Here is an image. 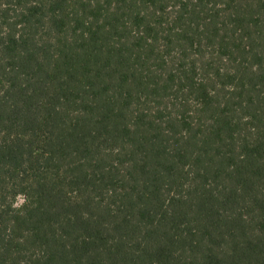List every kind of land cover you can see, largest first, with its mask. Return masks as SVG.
<instances>
[{
	"label": "trees",
	"instance_id": "trees-1",
	"mask_svg": "<svg viewBox=\"0 0 264 264\" xmlns=\"http://www.w3.org/2000/svg\"><path fill=\"white\" fill-rule=\"evenodd\" d=\"M0 264H264V0H0Z\"/></svg>",
	"mask_w": 264,
	"mask_h": 264
},
{
	"label": "rangeland",
	"instance_id": "rangeland-1",
	"mask_svg": "<svg viewBox=\"0 0 264 264\" xmlns=\"http://www.w3.org/2000/svg\"><path fill=\"white\" fill-rule=\"evenodd\" d=\"M23 202H24V199H23L22 196H20V197L18 198V200H17V204L20 205V204H22Z\"/></svg>",
	"mask_w": 264,
	"mask_h": 264
}]
</instances>
